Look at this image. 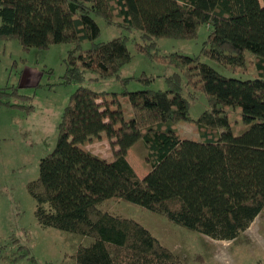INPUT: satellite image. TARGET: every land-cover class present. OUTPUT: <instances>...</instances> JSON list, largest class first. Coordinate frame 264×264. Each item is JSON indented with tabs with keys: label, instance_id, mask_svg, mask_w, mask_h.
<instances>
[{
	"label": "trees",
	"instance_id": "obj_1",
	"mask_svg": "<svg viewBox=\"0 0 264 264\" xmlns=\"http://www.w3.org/2000/svg\"><path fill=\"white\" fill-rule=\"evenodd\" d=\"M93 17L140 32L138 54L179 70L166 78L168 89L109 95L82 86L89 76L116 79L123 87L129 81L119 75L132 58L128 36L82 49L100 34ZM202 26L210 34L200 56L233 72L253 71L252 79L224 77L200 57L159 55L158 40H191ZM10 40L24 50L74 45L61 84L79 86L61 115L54 150L40 160L38 177L27 189L42 227L93 240L79 246L76 264H183L137 222L101 210L107 200L140 206L218 241L237 239L260 215L264 0H0V43ZM198 92L208 110L195 121L198 139H187L177 125L192 122L190 102ZM16 96L18 88H0V108L17 107L10 99ZM232 110L242 124L231 119ZM100 140L110 144L108 160L86 148ZM138 142L148 168L143 178L127 161Z\"/></svg>",
	"mask_w": 264,
	"mask_h": 264
},
{
	"label": "rangeland",
	"instance_id": "obj_2",
	"mask_svg": "<svg viewBox=\"0 0 264 264\" xmlns=\"http://www.w3.org/2000/svg\"><path fill=\"white\" fill-rule=\"evenodd\" d=\"M93 19L100 34L95 41L83 44L82 49L87 50L93 44L128 36L127 48L132 58L119 75L121 79L129 81L123 87L116 79L90 80L89 76L82 86L109 95L120 94L124 90L168 89L166 78L179 73V70L138 54L135 45L142 43L140 32L127 33L108 26L100 17ZM209 34L210 29L202 26L197 37L191 40L160 39L157 41L158 53L160 56L178 54L200 57L202 63L224 77L252 79L253 71L233 72L200 56ZM73 49L74 45L70 43L52 45L47 50H24L16 40L0 43V88H18V96L10 98L17 107L0 108V264H76L73 257L79 246L86 247L93 242L89 237L42 227L35 216V200L27 189L28 184L38 177L40 160L54 150L61 115L70 96L79 86L61 84L67 56ZM188 92L190 90L185 87L183 94L187 96ZM119 98L122 107L130 111L127 98ZM190 103L192 122H180L177 128L183 137L198 139L195 121L208 110V105L202 92H198L196 99ZM230 115L236 122L238 112L232 110ZM238 122L236 124L241 123ZM95 143L99 144H90L89 150L109 158V142L100 140ZM144 155V144L138 142L127 156V161L139 178L148 172L143 161ZM99 208L109 211L112 216L137 222L161 245L173 251L183 264H264V208L249 228L233 241L211 239L176 225L161 215L120 200H107ZM14 239L17 241L12 243Z\"/></svg>",
	"mask_w": 264,
	"mask_h": 264
},
{
	"label": "crops",
	"instance_id": "obj_3",
	"mask_svg": "<svg viewBox=\"0 0 264 264\" xmlns=\"http://www.w3.org/2000/svg\"><path fill=\"white\" fill-rule=\"evenodd\" d=\"M103 141H105V140H103ZM99 143H93V144H91V145H93V146H96V145H98ZM91 145L90 146H87L86 148H88L87 150H89L90 148H91ZM132 149V148H131ZM92 154H94V155H97V156H99L98 154H96L94 151H91V150H89ZM129 152H130V149L128 150V152H127V156H128V154H129ZM99 157H101V158H104V157H102V156H99ZM109 158H111V154H110V157ZM109 158H104V159H109ZM102 210V209H101ZM106 212H108L109 213V211H106Z\"/></svg>",
	"mask_w": 264,
	"mask_h": 264
}]
</instances>
